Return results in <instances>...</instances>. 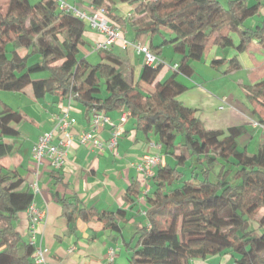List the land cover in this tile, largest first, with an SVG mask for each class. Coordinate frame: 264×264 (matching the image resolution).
Here are the masks:
<instances>
[{"label": "trees", "instance_id": "obj_1", "mask_svg": "<svg viewBox=\"0 0 264 264\" xmlns=\"http://www.w3.org/2000/svg\"><path fill=\"white\" fill-rule=\"evenodd\" d=\"M109 1L132 9L127 23L134 41L159 35L162 45L172 47L179 61L168 78L157 81L163 65H143L135 80L131 70H123L122 60L106 51L100 63L89 64L79 56L85 45L84 21L58 10L54 0L35 4L0 0V90L20 94L31 86L36 100L74 95L87 113H129L135 130L147 138L154 136L162 153L173 157L172 165L162 162L154 170L147 180L150 188L141 198L139 182L127 188L126 199L144 207L147 226L136 227L126 264H191L221 254L231 255L236 264H264V147L254 154L238 150L243 126L206 130L195 111L178 101L188 90L186 79L194 75L192 65L201 61L209 42L239 54L252 43L264 50V18L255 28L245 25L258 15L260 4L91 0V5L109 10ZM105 17L121 31L124 20L110 13ZM223 30L228 34L216 36ZM230 34L237 37L236 46ZM222 63L214 60L210 67ZM228 64L230 71L240 69L236 57ZM42 73L44 78L31 79ZM246 92L259 106L253 112L264 124V79L247 86ZM22 121L21 112L1 106L0 159L10 152L4 139L16 136L15 127ZM22 183L16 172L0 165V264H34L33 247L23 243L16 231L18 215L33 203V194L20 189ZM60 204L68 223L94 219L104 231L121 232L124 210L95 212L78 202L60 200ZM249 219L257 223L256 235L249 229Z\"/></svg>", "mask_w": 264, "mask_h": 264}, {"label": "crops", "instance_id": "obj_2", "mask_svg": "<svg viewBox=\"0 0 264 264\" xmlns=\"http://www.w3.org/2000/svg\"><path fill=\"white\" fill-rule=\"evenodd\" d=\"M245 1L248 6L255 3L261 6L258 15L245 23L246 26L255 28L264 18V0ZM69 5L87 15L93 11L91 0H71ZM108 6V13L124 20L121 32L128 45L123 50L121 42L118 41L106 52L120 58L123 62V70H131L136 80L144 63L142 55L134 48L137 42L134 41L133 31L127 23L132 9L126 3L111 1L108 2ZM84 24L85 45L82 50L85 53L81 57L87 61L86 54L97 53L100 55L98 64L101 62L102 51H94L93 47L102 42L104 37L91 29L86 22ZM164 33L168 34L166 31ZM227 34V30H223L216 36ZM230 35L233 45L236 46L237 37ZM140 42L146 44L156 57L161 58L159 55L161 48L164 47L162 41L156 47H153V37L145 38ZM18 53L20 56L24 55L22 50ZM234 57L238 60L240 69L230 71L228 63ZM174 58L179 57L174 53ZM161 60L164 62V59ZM214 60H222L224 63L215 66L214 69L210 67V63ZM177 64L178 62L172 63L171 66L163 64L161 70L166 67L173 72V67ZM195 65L208 74H201L197 68H194ZM192 66L194 75L186 79L188 90L178 96L180 104L193 109L195 117L206 130L224 132L232 127L243 126L245 133L236 141L238 150L254 154L263 148L264 124L259 123L257 114L253 112V110L258 112L260 108L246 95V88L264 79V50L256 43H252L244 53L239 54L234 48H222L210 42L205 47L201 61ZM195 75L201 76L202 80L197 81ZM163 78L161 81L165 80ZM202 86L208 88L210 92ZM221 89H225V92H220ZM27 102L28 105L23 107L26 111L15 110L25 116V121L15 127L16 136L4 139V142L10 146V152L0 159V165L17 173L23 182L20 189L33 194V205L42 214L41 220L34 225L33 245H31L34 251L46 250L41 264H106L107 252L110 248L116 249L113 262L126 264L131 253L128 244L130 246L135 244L136 227L147 226V220L143 215L144 207L138 202L131 203L126 199V191L131 183L136 181L140 183L142 190L140 198L146 185L149 184L139 171L140 160L145 155H160L162 158L164 156L163 162L172 165L174 161L162 153L159 145H155L154 136L147 138L136 131L133 121L128 117L122 125L123 133L117 139L115 152H111L106 147L113 128L104 124L97 134L104 143L102 150L90 145H80L74 141L66 153L65 163L60 170L53 171L47 160L36 165L32 160V148L41 134L55 128V117H60L63 112L68 111L76 121L71 132L78 135L90 131L91 112H85L82 105L74 100L60 99L57 96H46L36 100L31 93ZM2 105L14 110L2 102L0 109ZM122 114L115 111L107 113L106 116L117 125ZM60 200H66L70 204L78 202L80 207H88L95 212L124 210L125 219L119 223L121 232L114 234L104 231L102 224L94 219L87 223L80 220L68 223L62 217ZM29 227L27 212L20 213L16 222V231L22 242L28 245L31 242ZM231 258L229 254H221L206 259H196L191 264H231Z\"/></svg>", "mask_w": 264, "mask_h": 264}, {"label": "built area", "instance_id": "obj_3", "mask_svg": "<svg viewBox=\"0 0 264 264\" xmlns=\"http://www.w3.org/2000/svg\"><path fill=\"white\" fill-rule=\"evenodd\" d=\"M57 4L58 10L64 13H70L75 17L83 20L91 27V29L103 35L104 40L95 44L94 51H107L113 44L120 41L121 48L124 50L128 43L124 40L120 28L112 23L105 17L107 15V9L104 7L92 8V13L87 15L80 12L74 6L67 4L64 0H54ZM135 50L142 55L144 65L157 67L163 65V62L159 60L151 51L150 48L142 43L137 42L134 44ZM176 69V66L173 67ZM73 96H69V100H73ZM129 113H123L119 118V124H113L109 118L103 112L92 111L91 113V129L88 132L74 135L71 132L72 127L75 124V119L69 115V112H63L59 117H55V128L47 133L41 134L32 148V160L36 165H40L43 161L47 160L53 171H58L62 168L66 160V153L69 150L71 144L76 141L80 145H90L91 147L102 150L104 143L97 136L98 132L104 124H108L113 128L112 135L106 143V147L115 152L117 146V139L122 135V125L126 122ZM258 126H260L258 124ZM160 147V146H159ZM139 165V171L145 176L146 180L150 179L154 170L159 167L163 160L160 155H145L141 158ZM149 184L146 185L143 194L149 190ZM27 214L30 223V235L33 245L34 225L41 220L42 214L38 212L33 203L27 209ZM116 253V249L110 248L107 252L108 262H112ZM45 249H37L33 253L34 264H41L44 261Z\"/></svg>", "mask_w": 264, "mask_h": 264}, {"label": "rangeland", "instance_id": "obj_4", "mask_svg": "<svg viewBox=\"0 0 264 264\" xmlns=\"http://www.w3.org/2000/svg\"><path fill=\"white\" fill-rule=\"evenodd\" d=\"M31 4H35L37 2H40L42 0H28ZM67 4H71V0H64ZM0 6H1V2H0ZM212 40V37L210 39V41ZM162 41V38L159 36V35H156L153 37V47H156V45ZM210 43V42H209ZM208 43V44H209ZM207 44V45H208ZM161 53L159 55V57H161L162 59H164V62L163 60H161V58H159V60H161L163 62L164 65H170L174 62H178L179 61V58H174L173 59V54H174V51L172 49V47L170 45H165L164 47L161 48ZM84 50H80V54L79 56H83L84 55ZM9 54V53H8ZM88 57V58H87ZM86 58H87V61L90 62L91 64L95 65L97 64V62L100 61V55H98L97 53H91V55H88L86 54ZM194 68H197L199 70V72L201 74H208V73H205L198 65H195ZM171 70H167L166 67L161 70L160 74H159V82H161L162 78L163 79H166L169 77V75H171ZM46 76V74H34L31 76V79L32 80H38V79H42ZM201 77V76H200ZM200 77H197L195 75L194 78H197L196 80L200 82V80H202ZM198 85H201V84H198ZM205 90L209 91L208 88L202 86ZM103 89V87H102ZM211 89V88H210ZM225 92V89H221L220 92ZM210 92V91H209ZM31 93H32V89H31V86H28L24 91L23 93L21 94H13V93H10V92H7V91H2L0 90V102L4 103V104H7L9 105L11 108H13L14 110H19L21 109L22 111L25 109L23 107H25L26 105H28V102L30 100V96H31ZM238 93V91H237ZM27 102V103H26ZM26 111V110H24ZM179 139V138H178ZM177 139V140H178ZM241 150V149H240ZM164 159V156L163 158ZM168 159H171L173 160V157L172 156H168ZM167 160V159H166ZM189 172V169H187V173ZM145 210V209H144ZM257 223L255 222V220H252V219H249V229L252 230L253 234H257L258 231H257ZM231 264H236L235 263V260L234 258H231Z\"/></svg>", "mask_w": 264, "mask_h": 264}]
</instances>
